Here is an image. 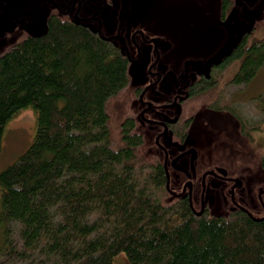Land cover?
<instances>
[{
    "label": "trees",
    "instance_id": "1",
    "mask_svg": "<svg viewBox=\"0 0 264 264\" xmlns=\"http://www.w3.org/2000/svg\"><path fill=\"white\" fill-rule=\"evenodd\" d=\"M236 1H222L224 15ZM230 51L235 81L251 83L264 68V18ZM131 66L117 44L62 16L0 53V156L22 111L38 123L0 171V264H264V154L234 169L177 158L186 140L149 122L156 112L142 111ZM223 92H194L192 125ZM249 168L263 178L248 188ZM208 171L243 183L221 184L219 213L202 194L216 190Z\"/></svg>",
    "mask_w": 264,
    "mask_h": 264
},
{
    "label": "flooded vegetation",
    "instance_id": "2",
    "mask_svg": "<svg viewBox=\"0 0 264 264\" xmlns=\"http://www.w3.org/2000/svg\"><path fill=\"white\" fill-rule=\"evenodd\" d=\"M139 4L140 0H0V42H15L20 37L18 42L33 34L37 27L45 25L46 28L52 16L67 17L111 40L126 53L132 66L147 70V83L137 85L141 89L140 100L145 106L142 111L154 110L156 115L149 122L161 126L164 133L187 140L189 128L198 117L192 115L194 92L220 86L223 94L216 100H203L200 117L205 122L209 116V119L223 123L230 136L253 139L255 120L251 119L246 108L239 106L241 95L249 93L251 83L235 81L238 65L234 58H227L232 52L213 58H210L212 54L195 53L186 58L183 56L179 61H163L173 48L170 35L159 33L148 25H140L135 17ZM222 69H227L226 73ZM152 101H161V107L154 109ZM203 112L208 116H202ZM141 115L143 117V112ZM186 142L175 143L177 158L189 157L193 161L196 153L193 156L194 151ZM207 173L213 176L211 185L216 188L214 191L224 182L234 181L236 186V178L217 171ZM188 189L192 195V184L191 187L188 184ZM212 193L210 190L209 195L213 196Z\"/></svg>",
    "mask_w": 264,
    "mask_h": 264
},
{
    "label": "rangeland",
    "instance_id": "3",
    "mask_svg": "<svg viewBox=\"0 0 264 264\" xmlns=\"http://www.w3.org/2000/svg\"><path fill=\"white\" fill-rule=\"evenodd\" d=\"M222 1L140 0L135 17L140 25L145 27L148 25L159 33L170 35L173 48L166 53L163 61H179L183 56L186 58L195 53L212 54L210 58H213L230 51L242 34L252 27L255 19L264 18V0H237L227 15H224ZM44 28L45 25L37 27L33 33H40L45 30ZM19 38L17 37L15 42L8 41L4 44L0 42V53L17 43ZM133 66L132 84L147 83V70ZM248 92L241 95L239 106L246 108L245 111H248L251 119L255 120L253 141L246 142L238 138L237 143L232 142L234 136L228 135L224 124L214 121L213 118L209 119L207 112H203L202 116H208L207 122L200 117L197 123L191 126L186 140L196 153L195 158L197 156L199 163L217 164L221 168L226 166L234 169L246 159L258 158L264 154V68L251 82ZM248 96L254 101H250ZM37 124V115L31 109L22 111L14 119L7 128L3 140L4 152L0 156V171L12 164L34 141ZM187 160L185 159L186 163H189ZM247 171L248 188L263 178V175L254 168ZM242 185L240 180L233 188ZM208 189L213 192V196L209 195L210 190L207 192L212 211L221 212V197L217 196L218 192L214 189L210 187Z\"/></svg>",
    "mask_w": 264,
    "mask_h": 264
},
{
    "label": "water",
    "instance_id": "4",
    "mask_svg": "<svg viewBox=\"0 0 264 264\" xmlns=\"http://www.w3.org/2000/svg\"><path fill=\"white\" fill-rule=\"evenodd\" d=\"M43 31H44V30H43ZM43 31H42V32H43ZM40 33H41V32H40ZM192 154H193V156H194L195 152H193ZM236 181H237V182H236L237 184L240 183V180H236ZM189 187H191V184H190V183H189Z\"/></svg>",
    "mask_w": 264,
    "mask_h": 264
},
{
    "label": "bare ground",
    "instance_id": "5",
    "mask_svg": "<svg viewBox=\"0 0 264 264\" xmlns=\"http://www.w3.org/2000/svg\"><path fill=\"white\" fill-rule=\"evenodd\" d=\"M33 34H35V33H33Z\"/></svg>",
    "mask_w": 264,
    "mask_h": 264
}]
</instances>
